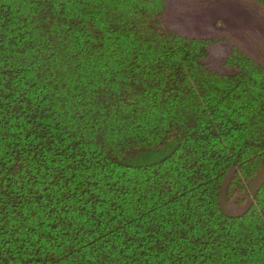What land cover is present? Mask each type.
Here are the masks:
<instances>
[{
	"label": "trees",
	"instance_id": "trees-1",
	"mask_svg": "<svg viewBox=\"0 0 264 264\" xmlns=\"http://www.w3.org/2000/svg\"><path fill=\"white\" fill-rule=\"evenodd\" d=\"M167 3L0 0V264H264V60Z\"/></svg>",
	"mask_w": 264,
	"mask_h": 264
},
{
	"label": "rangeland",
	"instance_id": "rangeland-1",
	"mask_svg": "<svg viewBox=\"0 0 264 264\" xmlns=\"http://www.w3.org/2000/svg\"><path fill=\"white\" fill-rule=\"evenodd\" d=\"M165 25L183 33L208 34L228 31L238 37L254 55L264 60V17L250 0H216V4L206 11H191L182 0H168L164 19ZM227 45L219 43L211 48L207 63L210 67L222 69L219 60L226 54ZM264 177L260 172L254 188ZM222 207L229 213H239L246 205L228 199L225 192L221 198Z\"/></svg>",
	"mask_w": 264,
	"mask_h": 264
}]
</instances>
